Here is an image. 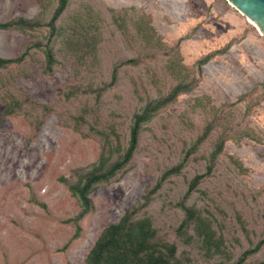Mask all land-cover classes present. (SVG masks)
<instances>
[{"label": "rangeland", "instance_id": "1", "mask_svg": "<svg viewBox=\"0 0 264 264\" xmlns=\"http://www.w3.org/2000/svg\"><path fill=\"white\" fill-rule=\"evenodd\" d=\"M57 6L0 0V25L39 22L0 29V58L27 52L0 69V264H88L102 231L158 183L139 214L157 239L182 264L237 263L264 241V35L227 0H70L50 39ZM178 86L185 92L142 126L130 163L92 190L93 209L76 222L69 187L103 153L106 169L120 161L135 117ZM221 140L212 173L186 197ZM186 209L199 219L181 228ZM244 264H264V246Z\"/></svg>", "mask_w": 264, "mask_h": 264}, {"label": "trees", "instance_id": "2", "mask_svg": "<svg viewBox=\"0 0 264 264\" xmlns=\"http://www.w3.org/2000/svg\"><path fill=\"white\" fill-rule=\"evenodd\" d=\"M70 0H58V6L50 19L49 34L50 39L57 33V22L60 20L66 11ZM39 25V22L27 19H19L0 25V29H16L22 32L32 31ZM149 30L154 33L153 27L149 25ZM92 50L94 49L93 45ZM27 52L22 53L18 58L6 60L0 58V69L7 68L14 64H20L24 61ZM46 72H52L55 66V57L51 47H47L46 51ZM209 59H204L201 63H208ZM133 63L129 61L116 67L113 71L111 86L117 82L119 69L126 64ZM185 89L178 86L174 91L162 101L155 102L148 105L142 114L137 115L134 119V124L131 129L130 141L127 151L122 159L114 163L109 169H106L108 159L103 153L95 165V169L80 178L77 185L69 187L72 195L79 201L81 212L77 217L76 222L84 219L93 209V204L90 199V194L97 186L110 182L120 171H122L132 160L134 153L137 150L139 135L142 126L149 122L161 108L173 102L180 94L184 93ZM204 134L203 139L207 138L208 132ZM225 140H221L217 144L216 151L213 152L211 157L212 163L209 165L206 174L197 176L190 183L186 197H189L201 184V181L210 176L214 168V162L223 150ZM178 168L167 173L164 178L171 174L178 172ZM161 188V183H158L149 193L144 197V203L139 208H132L128 210L121 220L106 227L98 239L96 240L93 248L87 255L88 264H182L177 258V248L174 244H169L157 239V231L154 228L153 222L149 217L140 218L139 214L142 208L147 207L151 202V197L155 195ZM186 219L183 221L181 228L188 227L189 225L196 224L199 217L195 213L186 209ZM201 219V218H200ZM201 228V226L199 227ZM205 240L211 241L209 232L205 234ZM80 236V227L77 226L73 240L78 239ZM264 246V241L260 242L254 249L245 252L242 257L234 264H244L246 260L256 254Z\"/></svg>", "mask_w": 264, "mask_h": 264}, {"label": "water", "instance_id": "3", "mask_svg": "<svg viewBox=\"0 0 264 264\" xmlns=\"http://www.w3.org/2000/svg\"><path fill=\"white\" fill-rule=\"evenodd\" d=\"M264 35V0H227Z\"/></svg>", "mask_w": 264, "mask_h": 264}, {"label": "bare ground", "instance_id": "4", "mask_svg": "<svg viewBox=\"0 0 264 264\" xmlns=\"http://www.w3.org/2000/svg\"><path fill=\"white\" fill-rule=\"evenodd\" d=\"M249 20V19H248ZM252 22V21H251ZM253 23V22H252Z\"/></svg>", "mask_w": 264, "mask_h": 264}]
</instances>
